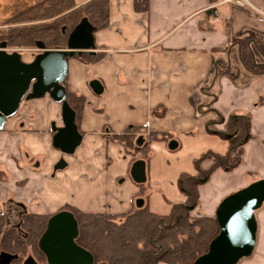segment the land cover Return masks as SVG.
<instances>
[{
	"label": "crops",
	"instance_id": "1",
	"mask_svg": "<svg viewBox=\"0 0 264 264\" xmlns=\"http://www.w3.org/2000/svg\"><path fill=\"white\" fill-rule=\"evenodd\" d=\"M246 1L149 0L148 10L138 12L133 0H109L108 26L94 33V54L68 60L66 91L84 97L80 145L63 154L52 144V128L62 126L60 104L48 96L21 103L0 131V212L12 200L44 216L64 206L119 215L142 198L150 212L166 217L185 201L179 176L196 175L194 161L205 152L226 155L229 143L218 133L232 125L245 138L240 163L210 175L192 214L213 216L224 197L264 179V71L248 73L240 63L242 53L262 59L255 46L264 43V17L257 11L264 13V0ZM218 61L227 67L216 75ZM92 80L100 82V94ZM153 108L163 115H152ZM128 126L176 142L173 150L167 141L150 144L142 197L129 175L132 156L104 132ZM212 162L208 157L200 167ZM255 218L254 250L237 264H264V202Z\"/></svg>",
	"mask_w": 264,
	"mask_h": 264
},
{
	"label": "trees",
	"instance_id": "2",
	"mask_svg": "<svg viewBox=\"0 0 264 264\" xmlns=\"http://www.w3.org/2000/svg\"><path fill=\"white\" fill-rule=\"evenodd\" d=\"M108 4L109 0H89L78 7L75 6L74 0L37 2L12 19L14 22L26 21L34 24L10 28L7 33L0 34V42L6 41L9 47H34L37 41H42L50 49L65 48L68 33L81 18L86 17L97 30L108 26ZM133 4L135 11L144 12L148 10L149 0H133ZM249 37L245 38V41ZM235 42L237 43V40L233 38L232 43ZM255 50L261 60L242 53L240 63L248 73L259 74L264 71V43L257 42ZM252 51L256 53L253 48ZM226 67L224 62L218 61L216 75L224 72ZM66 92V100L75 112L77 125L82 114L84 97ZM163 113L164 109L160 112L158 108L151 110L152 115L161 116ZM235 131L236 126L232 125L230 132L218 133L229 143L226 155L205 152L194 161L196 175L179 176L177 184L185 201L172 205L170 214L166 216L167 221L165 217L150 212L142 198L141 207L119 215L85 213L70 206L61 208L71 212L77 221L76 243L93 255L94 264H193L198 256L208 250L210 241L219 232L215 215L191 214L198 205V189L217 169L229 171L240 163L241 147L245 138L242 139L244 136ZM104 132L109 142L120 144L124 151L132 156L133 161L142 159L145 165L149 159V146L152 142L173 141L170 135L149 132L144 126H128L120 133H110L107 130ZM208 157L213 162L207 169H202L201 162ZM144 185L138 184L140 191L137 196L142 197L144 194ZM48 218L49 216L37 214L26 215L22 229L27 233L28 239L22 241L15 231L4 230V216L0 214V251L17 252L25 246H31L37 252V240Z\"/></svg>",
	"mask_w": 264,
	"mask_h": 264
},
{
	"label": "water",
	"instance_id": "3",
	"mask_svg": "<svg viewBox=\"0 0 264 264\" xmlns=\"http://www.w3.org/2000/svg\"><path fill=\"white\" fill-rule=\"evenodd\" d=\"M96 30L83 17L68 33L65 48L50 49L42 41H37L35 46L39 52L30 61H25L18 51H6V44L0 43V131L7 120L17 113L22 101L48 96L61 105L62 126L52 128V144L63 154L74 153L82 141V135L75 122V112L66 100L64 83L68 74V60L76 54H94ZM89 85L94 93H101L99 81L92 80ZM168 148H176V142L170 141ZM63 164L61 160L56 168ZM129 175L136 184H144L147 180L144 160H135ZM263 202L264 179L253 181L224 197L214 214L219 232L210 241L208 250L198 256L193 264H237L249 257L256 239L255 211ZM142 205V199L136 200L137 207ZM77 237L78 225L74 215L69 211H60L47 220L37 245L47 264H94L93 255L76 243ZM17 257L1 252L0 264H10ZM23 264L37 263L28 257Z\"/></svg>",
	"mask_w": 264,
	"mask_h": 264
},
{
	"label": "flooded vegetation",
	"instance_id": "4",
	"mask_svg": "<svg viewBox=\"0 0 264 264\" xmlns=\"http://www.w3.org/2000/svg\"><path fill=\"white\" fill-rule=\"evenodd\" d=\"M1 42H4L6 44V47H7L6 51H8V52L18 51V50H15V49L9 50V46L7 45V42L6 41H1ZM36 50H37V48H36ZM36 54L37 53L30 52V55L31 56L33 55V57ZM60 211H65V210H61L60 209L57 212H60ZM0 214H3V216H4V230L15 231L16 235H18L20 238H22V241H26L28 239V235L22 229V226H23V218L26 215L31 214V213L26 212L22 204H20L18 202H14L12 200L5 201V202H3L2 211L0 212ZM52 215L53 214L49 215V218ZM46 223H47V221H46ZM46 223H45V226H46ZM45 226H44V229H45ZM43 232H44V230H43ZM42 233H41V235H42ZM40 236H39V238H40ZM39 238H38V240H39ZM38 240H37V243H38ZM36 247H37V250L39 252L38 251L36 252V250L33 249L31 246H25L23 249H21V250H19L17 252H11V251L3 250V251H0V253L1 252H6V253H9V254L18 256L17 259L12 260L10 262V264H13L14 261H18L19 262L18 264H23V262L28 257H31L32 259H34V261L37 264H44V262H46L45 257L43 255V253L39 250L37 244H36ZM28 249H29V252L27 253Z\"/></svg>",
	"mask_w": 264,
	"mask_h": 264
},
{
	"label": "rangeland",
	"instance_id": "5",
	"mask_svg": "<svg viewBox=\"0 0 264 264\" xmlns=\"http://www.w3.org/2000/svg\"><path fill=\"white\" fill-rule=\"evenodd\" d=\"M43 0H0V34L7 33L10 28H20L22 26H29L34 24V22H14L13 18L21 15L23 11H25L28 7L32 6L37 2H41ZM67 14V12L65 13ZM15 49L18 50L22 54V57L25 61L31 60L33 55H30V52L38 53L39 50H36V47H9V50ZM25 101H22L24 103ZM135 206L132 210H136ZM131 210V211H132ZM192 214V213H191ZM194 215V214H192ZM166 218V217H165ZM168 218H166V221ZM29 249L27 250V253ZM100 264V263H98ZM162 264V263H160Z\"/></svg>",
	"mask_w": 264,
	"mask_h": 264
},
{
	"label": "built area",
	"instance_id": "6",
	"mask_svg": "<svg viewBox=\"0 0 264 264\" xmlns=\"http://www.w3.org/2000/svg\"><path fill=\"white\" fill-rule=\"evenodd\" d=\"M236 3H237L238 5H240V6H242V5H244L245 3H247V1H246V0H236ZM257 11L261 14V16L259 17V19L262 20L263 17H264V13L260 12L259 10H257Z\"/></svg>",
	"mask_w": 264,
	"mask_h": 264
}]
</instances>
